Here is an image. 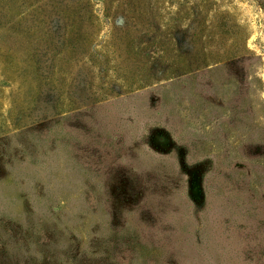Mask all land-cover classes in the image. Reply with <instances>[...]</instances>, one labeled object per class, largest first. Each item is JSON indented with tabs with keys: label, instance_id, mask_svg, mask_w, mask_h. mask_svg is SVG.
<instances>
[{
	"label": "rangeland",
	"instance_id": "374dc122",
	"mask_svg": "<svg viewBox=\"0 0 264 264\" xmlns=\"http://www.w3.org/2000/svg\"><path fill=\"white\" fill-rule=\"evenodd\" d=\"M0 264H264V0H0Z\"/></svg>",
	"mask_w": 264,
	"mask_h": 264
}]
</instances>
